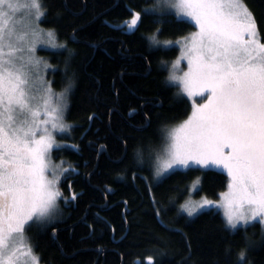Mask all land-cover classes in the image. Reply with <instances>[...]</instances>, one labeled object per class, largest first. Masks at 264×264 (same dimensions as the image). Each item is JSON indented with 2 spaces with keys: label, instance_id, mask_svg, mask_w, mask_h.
Returning <instances> with one entry per match:
<instances>
[{
  "label": "trees",
  "instance_id": "trees-1",
  "mask_svg": "<svg viewBox=\"0 0 264 264\" xmlns=\"http://www.w3.org/2000/svg\"><path fill=\"white\" fill-rule=\"evenodd\" d=\"M242 1L264 38V0ZM40 2L45 10L40 25L66 46L43 53L56 68L52 87L64 91L68 79L74 81L65 101L74 145L53 155L69 169L61 195H70L72 177L77 197L61 205L54 225L27 228L41 264H264L259 222L232 230L215 208L193 217L179 210L194 181L198 194L218 197L228 184L223 171L191 166L157 181L149 171V150L159 147V130L184 119L190 106L166 81L165 65L177 48L161 42L186 36L194 25L170 11L149 14L154 0ZM131 9L141 19L127 33L120 25L129 21ZM154 34L158 45L151 42Z\"/></svg>",
  "mask_w": 264,
  "mask_h": 264
},
{
  "label": "snow or ice",
  "instance_id": "snow-or-ice-1",
  "mask_svg": "<svg viewBox=\"0 0 264 264\" xmlns=\"http://www.w3.org/2000/svg\"><path fill=\"white\" fill-rule=\"evenodd\" d=\"M18 7V0H0V264H22L25 259L38 264L25 233L32 223L47 224L53 218L61 196L56 187L60 176L53 173L49 179L46 172L52 166V150L59 147L54 133L71 126L63 123L66 103L58 108L45 105L43 112L34 104L33 68L40 61L31 53L45 33L34 28L18 33L10 26ZM25 7L30 17L34 10L37 22L45 15L40 0H28ZM156 7L161 14L174 9L177 17L194 22L197 31L182 38L181 57L168 80L190 99H207L193 100L188 119L166 132L160 149L150 148V158L156 153L155 175L193 164L222 167L229 177L228 191L221 193L227 226L235 230L238 223L246 227L258 219L264 230V38H258L255 16L242 0H157L149 14ZM140 19L141 13H133L127 28H135ZM46 35L50 41L54 38L51 30ZM150 39L160 43L156 34ZM181 60L187 61L188 70L177 76ZM73 87L69 78L63 100ZM143 156L138 148L137 161L142 163ZM67 171L62 168L61 175ZM211 204L204 200L185 210L191 216ZM245 258L246 250H241L238 260Z\"/></svg>",
  "mask_w": 264,
  "mask_h": 264
},
{
  "label": "rangeland",
  "instance_id": "rangeland-1",
  "mask_svg": "<svg viewBox=\"0 0 264 264\" xmlns=\"http://www.w3.org/2000/svg\"><path fill=\"white\" fill-rule=\"evenodd\" d=\"M27 2H28V0H18L19 7H18L17 11L12 14L13 20H12V24L10 26H14L18 33H23V32L29 31V28H34L37 31H42L43 33H45V35L41 36V38L36 42L34 53H31V55L34 57V60L40 61V63L38 65H34V68H33L35 75H36V78L34 80V84L36 86L35 90H34V95H35L34 104L39 105L41 112H43L45 109V105H47L48 108H58L62 104L65 103V100H63L61 97V94L63 93V91L62 92L55 91L52 87L53 85H49V82L47 80V78H48L47 76L49 74L51 79H53V75L55 73V70L53 71V69H52L53 65L49 64L48 61L45 60V56L43 55V53H46L48 51H59V49H62V48L53 46L54 44L55 45H61L60 41L56 38V35L54 32H53L54 38L51 41L49 40L46 33L50 29H46V28L42 27L39 23L41 21L42 17L40 18V20L38 22L35 21L34 18H32V17H34V10L32 12V17H30L29 9L25 7V4ZM156 5H157V0H154V2L152 3V6L149 7L147 10L151 11ZM158 11H161V9L159 7H156L155 12H158ZM167 11L172 12L177 17L174 9L167 10ZM134 13H136V12H134ZM177 18L185 19L194 25V30L192 32H189V34H187L186 36H189L191 33L197 31V28H196L194 22H192L187 17H177ZM186 36L179 37V38L175 39L174 41H171L172 43L168 44V45H166L165 42H161V44L163 46L170 47L171 45H173V46H176V48H177V53H176L175 58L168 60L167 64L165 65L167 68V74H166L167 79H166V81H168V82H169V80H168L169 70L172 68L173 63L175 61H177L178 58L181 57V45L183 44L182 38L186 37ZM258 38H259V36H258ZM29 39H31V33L30 32H29ZM177 41H179V43H177ZM62 45H64V44H62ZM63 48L65 49L66 46ZM187 70H188L187 61L181 60L180 63L177 65L176 75L182 76L183 73ZM169 83H171V82H169ZM171 84L174 86V89L176 88L175 94L178 93L179 96L185 97L186 99H188L189 105H190L189 106V112H188L187 116L185 117V119L180 121L178 124H170V125H167V127H165L164 134L162 135L163 138H161L159 135V142L162 139L160 143L158 142L159 147L158 148L156 147L155 149H160L161 146L164 144V142H165L164 138H165L166 132L168 130H170L176 126H179L183 121L188 119V117L190 116L192 109H193V100L197 101L198 103H204L205 100L207 99L206 95L203 98L193 97L190 99L186 94L182 93L178 84H173V83H171ZM41 118H43V116ZM63 123L66 124L64 119H63ZM64 133H66V132L64 131V132H55L54 133L55 143L57 145H59V147H56L52 150L51 157H50V162H51L52 166L46 172V175L48 176L49 179H53V173H55V175L60 176V180L56 184V187L58 188L59 191H60V189H59L60 182L62 181V176H63V174L61 175V169L62 168L66 169V168L64 167V165H62V159L60 157L54 156L53 154H55L54 152L56 150L62 148L64 145H66V142L64 141V139L61 138L62 134H64ZM155 156H156V153L153 156L151 154V158L149 157V159H151L150 160L151 165L153 166V169H149V171H151V177L153 178V181L160 180L163 176H165L166 174H168L172 170L185 169V167H174L173 169H170L167 173L157 177L155 175V167H154ZM56 165H60V168H56L55 167ZM192 166L205 168V167H201L200 165H196V164H193ZM210 168L223 171L227 175V172L222 167L212 166ZM228 183H229V177H228ZM198 189H199V182L194 181L190 186V189L188 191L186 198L184 199V201L182 202V204L179 207L180 212L185 214L187 217H193L197 213L201 212L202 210L215 208V209L219 210V212L221 213V215L225 221V224H226V217H225L226 209L223 206L224 201L221 197V193H225L228 191V184H227V187L224 190H222L218 194V197H216V198H208V197L204 196L203 194H198L197 193ZM60 197L61 196H59L57 198V201H56L57 206H56V209L54 211L53 218L56 215H58V213H59L58 206H59V198ZM204 200L211 201L212 204L206 205L202 208H198L196 212H194L191 216H189L187 211L185 210V206L186 205L194 206V205L203 204ZM51 222L52 221H49L47 224H41L40 226L44 225V227H45L48 224L52 225ZM255 222H259V220L257 219ZM238 227H245V226L241 222V223H238L237 228ZM260 227H261V225H260ZM261 231H262V233H264V230H262V227H261ZM25 240H26V242L28 241L26 233H25ZM22 264H31V261H30V259H25L24 261H22ZM38 264H41V262L39 260H38Z\"/></svg>",
  "mask_w": 264,
  "mask_h": 264
},
{
  "label": "flooded vegetation",
  "instance_id": "flooded-vegetation-1",
  "mask_svg": "<svg viewBox=\"0 0 264 264\" xmlns=\"http://www.w3.org/2000/svg\"><path fill=\"white\" fill-rule=\"evenodd\" d=\"M131 12H132V14L134 13V12H136V11H134L133 9H131L130 10ZM137 13V12H136ZM131 19H132V17L129 19V21L128 22H126V23H123L122 25H120V26H122L123 28H124V30H125V32H127V33H130V32H132V31H134L135 29H136V27L135 28H133V29H128L127 28V24L131 21ZM139 23V22H138ZM49 56V54L47 55V58H45V60H48V57ZM49 63V62H48ZM55 69H53V71H54ZM52 71V72H53ZM167 71V70H166ZM48 78H47V80H48V82H49V85H53V79H51V77L49 76V74H48V76H47ZM63 90H59V92H62ZM67 98V97H66ZM68 106V105H67ZM66 110H67V108L65 107L64 108V113H63V119H64V121H65V123H66V125H69V126H71L68 122H67V115H66ZM187 116V115H186ZM185 116V117H186ZM185 117H184V119H185ZM183 120V119H182ZM182 120H180V121H182ZM180 121H178V122H176V123H173V124H178ZM165 127H167V126H165ZM165 127H163L160 131H159V135H160V137L161 138H163V134H164V130H165ZM72 128L70 127L69 129H67V130H65V132L66 133H64V134H62V137H63V135L65 136V137H67L68 138V140L66 141V140H64L65 142H66V145H64L63 147H65V146H69V147H72V145H74V143L73 142H70L69 141V137H70V133H69V131L71 130ZM162 140V139H161ZM161 140H160V142H161ZM159 142V143H160ZM87 145H89L88 143H87ZM78 173V171L75 169V174H77ZM72 180H73V178L72 177H69V180L67 181V183H68V188H69V190H70V195L68 196V197H65V196H62V197H60L59 198V206H58V210L60 209V207H61V205H63V206H65V205H68L69 203H68V200H71L72 199V188H71V183H72ZM61 183V182H60ZM59 189H60V192H61V187L59 186ZM62 193V192H61ZM67 203V204H66ZM56 217V216H55ZM55 217L54 218H52L50 221H52L51 223H52V225H54V220H55ZM38 224V223H37ZM38 225H41V224H38ZM48 225H51V224H48ZM53 229V228H52ZM54 233V235H55V233H56V230H55V232H53Z\"/></svg>",
  "mask_w": 264,
  "mask_h": 264
}]
</instances>
